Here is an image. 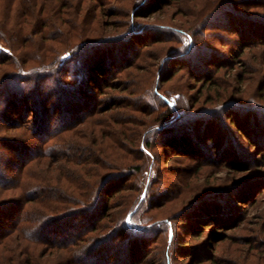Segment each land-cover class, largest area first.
<instances>
[{
	"label": "rangeland",
	"instance_id": "obj_1",
	"mask_svg": "<svg viewBox=\"0 0 264 264\" xmlns=\"http://www.w3.org/2000/svg\"><path fill=\"white\" fill-rule=\"evenodd\" d=\"M81 1L84 22L96 15L91 32L101 40L75 48L78 53L64 61L68 52L62 51V71L43 78L41 86L66 75L65 82L82 85L75 91L78 99L90 85L95 97L87 109L94 114L46 144L51 156L40 167L26 166L27 187L46 181L47 197L49 181H79L83 171L78 172L71 159L76 152L68 144L90 149L113 142V155L105 149L96 158L105 164L100 173L108 165L132 174L119 180L123 186L113 199L100 195L106 209L97 208L103 215L90 220L87 235L67 248L31 243L28 264H83L81 255L96 249L98 264H264V0H146L140 7V0H65L72 7ZM135 6L134 15H127ZM172 27L191 35L192 48L162 61L184 49L186 38L170 32ZM90 63L98 65L99 81L86 82L84 72L77 74ZM157 72L159 90L175 105L171 113L180 114L159 132L155 127L167 112L152 94ZM2 123L0 139L27 133ZM132 129L139 135L147 131L146 136L135 139ZM142 140L149 156L138 150ZM6 145L0 146L5 174L12 171L5 167L12 153ZM100 173L92 171L80 181H96ZM147 177L146 197L138 203ZM0 192L14 198L12 188ZM30 207L29 218L43 212ZM134 208L132 221L125 223ZM12 211L19 214L10 205L0 208V228H7ZM66 219L56 217L48 226H64ZM24 258L21 264H27Z\"/></svg>",
	"mask_w": 264,
	"mask_h": 264
},
{
	"label": "trees",
	"instance_id": "obj_2",
	"mask_svg": "<svg viewBox=\"0 0 264 264\" xmlns=\"http://www.w3.org/2000/svg\"><path fill=\"white\" fill-rule=\"evenodd\" d=\"M145 1L140 0L138 6H143ZM82 3L81 1L79 6L72 7L65 0H0V120L3 121L5 129L27 131L26 135L21 138L18 134V136L12 134V139L5 137L0 139V146L10 143V146H6L12 152L9 156L10 160L5 164V167H9L7 170L12 171L5 174L0 170V189L11 190L12 188L14 192V198L11 200L0 192V208L10 205L13 209L18 208L19 211L18 215L13 211L12 214L9 212L7 214L9 225L6 229L0 228V264H21L20 256L28 257V259H24H27V264L31 263L33 257L29 253L30 248L44 242L60 248L74 245L78 237L87 235L91 230V225L89 228L86 227L91 223L90 220H99L103 215L102 213L98 215V211L96 212L97 208L99 210L106 209V202L102 204L99 200L100 195H105V201L113 199L123 186L118 183L119 180L130 174V171L126 173V169L124 171H122L123 169L117 170L112 166L109 168L108 165L105 168L107 170L100 173L98 168H102L101 165L104 167L105 164L96 158H100L99 153H106L105 149H109L110 156L113 155V142L109 143L110 146L106 145V148L101 142L94 143L97 147L90 149L86 146L68 144V148L73 149L74 153L76 152L77 156L71 159L75 160L74 164L78 167V172L80 168L83 171L78 174L79 181L71 180V182L58 183L59 185L49 181L50 195L48 194L47 197L45 193L46 181L43 183L39 179L35 185L27 187L26 166L34 163L41 166L45 158L51 156L52 150L46 147L48 146L46 144L69 131L76 121H81L90 114H94V111L87 109L92 106L91 103H94L95 97L90 85L86 86V93L77 96L78 99L75 91L82 85L79 84L75 87L73 84L65 82L66 75L63 80L55 77L52 86L49 85L46 88L41 86L43 78L62 71V64L59 61V54L62 51L68 52L63 58L64 61L74 53H78L79 49L75 48L85 45L93 46L101 40L95 36L93 31L91 32L96 15H91V20L84 22L86 15L82 13L84 12ZM78 7L80 12L76 13L75 9ZM136 8L138 9L135 6L133 11L128 12L127 15H134ZM81 13L82 15H80ZM130 26L131 29H134L133 24ZM140 32H142L141 28L137 33ZM170 32L185 37L186 42L182 44L184 47L182 52L175 53V55L169 54L162 61L187 55L192 48V37L188 32L175 27L170 28ZM105 40L103 39V41ZM90 65L91 63L88 65L87 71L79 67L77 74L84 72L85 75L82 74L86 82L91 79L99 81L94 76L98 65ZM64 72L67 73V70ZM159 81L160 74L157 72L155 83L152 86V94L160 105L164 106L167 115L162 116V119L158 121L163 124L155 127L157 132L161 131L167 122L172 123L180 119L178 112L171 113L175 105L170 102L164 91L159 90ZM85 94L90 98L89 101L84 99ZM73 100H76V105ZM79 101L81 103L78 105ZM107 110H111V108H107ZM174 111L176 110L174 109ZM132 131H134L136 139L138 132L133 129ZM146 132L140 134L143 135L142 138L146 136ZM140 135L138 134V136ZM146 145L148 142L144 143L142 140L138 150L144 156H149L150 152ZM15 159H17V163L13 162ZM92 166L96 168L90 169ZM92 171L100 173L97 175L96 181L92 180L88 183L80 181V177L89 176ZM90 175L93 177V174ZM148 180L147 177L140 189L138 203L146 197ZM20 194L25 196V201L19 199ZM31 204L37 209H43L42 214L39 213L35 218H29ZM136 208L127 212L124 218L125 223L132 221ZM79 213L84 214L79 217L80 219L73 217ZM128 215H130V219L126 222ZM59 216L67 218L66 221H63L65 222L64 226H48V223L53 222ZM128 227L132 229L130 226ZM79 230H82L83 233L78 234ZM172 236L173 234L171 239ZM31 243L35 245H30ZM95 248H92L91 251ZM95 251L97 249L89 256L86 253L81 255L83 264H98L93 255Z\"/></svg>",
	"mask_w": 264,
	"mask_h": 264
},
{
	"label": "water",
	"instance_id": "obj_3",
	"mask_svg": "<svg viewBox=\"0 0 264 264\" xmlns=\"http://www.w3.org/2000/svg\"><path fill=\"white\" fill-rule=\"evenodd\" d=\"M129 219H130V215L127 216V218H126V222H128Z\"/></svg>",
	"mask_w": 264,
	"mask_h": 264
}]
</instances>
